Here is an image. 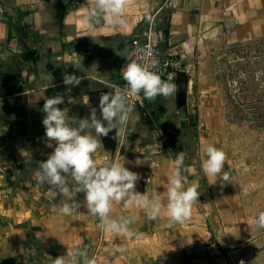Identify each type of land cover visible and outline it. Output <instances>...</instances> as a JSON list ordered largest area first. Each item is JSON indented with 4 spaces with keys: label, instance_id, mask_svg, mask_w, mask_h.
I'll list each match as a JSON object with an SVG mask.
<instances>
[{
    "label": "crops",
    "instance_id": "0c3cea01",
    "mask_svg": "<svg viewBox=\"0 0 264 264\" xmlns=\"http://www.w3.org/2000/svg\"><path fill=\"white\" fill-rule=\"evenodd\" d=\"M150 25L175 62L162 81L176 91L142 95L125 136L100 137L93 155L97 166L118 162L138 173L135 191L162 204L151 219L135 203L112 201L107 221L126 227V236L105 230L71 173H62L67 196L38 183L39 163L55 148L41 109L61 95L72 127L92 109L99 119L100 96L112 94L119 62ZM177 72L188 78L185 96ZM239 105L264 106V0H127L120 14L97 0H0V264H264V229L239 194ZM208 145L225 151L229 181L203 173ZM179 153L185 187L198 185L201 194L191 217L173 223L169 174Z\"/></svg>",
    "mask_w": 264,
    "mask_h": 264
},
{
    "label": "clouds",
    "instance_id": "9594fccd",
    "mask_svg": "<svg viewBox=\"0 0 264 264\" xmlns=\"http://www.w3.org/2000/svg\"><path fill=\"white\" fill-rule=\"evenodd\" d=\"M126 2L127 0H97V5L104 12L120 14ZM156 66L157 62L153 64V67ZM123 79L128 86L126 91L101 95L98 104L100 118H96V109H92L87 118L81 119L78 127L69 124L65 112L59 107L63 103L61 95H54L44 101L41 109L44 113L41 121L44 136L49 146L55 142V148L45 161L39 163L37 180L39 184L47 182L60 187L61 192L67 196L70 193L67 187H63L65 177L62 173H71L78 185L76 191L85 193L89 211L98 215L107 225L105 230L131 236L132 233L126 227H121L116 221H107L111 202L124 201L125 207L135 203L147 210L151 219L159 216L162 204L158 199H149L147 193L135 191L136 182L140 179L138 173L118 162L97 166L93 155L102 147L100 137H108L110 132H114L113 139L122 138L127 124L134 122L129 97L138 96L141 92L149 100L158 95L169 97L175 93L176 85L162 81L156 72L148 71L136 62H129L123 68ZM64 82L66 85L75 83L73 77H65ZM203 152L206 157L202 164L203 173L209 177L219 175L222 181H229L230 173L224 171L227 162L225 151L208 145ZM103 159L107 161L109 158L105 156ZM184 159V153L177 154L173 170L169 174L167 210L170 222L173 223H184L191 217L193 204L201 194L198 192V185L185 187L186 180L182 175ZM62 211L70 214L73 209L65 204ZM257 223L264 228V212L259 214ZM54 264H64L63 258H57Z\"/></svg>",
    "mask_w": 264,
    "mask_h": 264
},
{
    "label": "rangeland",
    "instance_id": "374dc122",
    "mask_svg": "<svg viewBox=\"0 0 264 264\" xmlns=\"http://www.w3.org/2000/svg\"><path fill=\"white\" fill-rule=\"evenodd\" d=\"M232 116L244 137L239 144V194L245 211L258 219L264 212V106H235Z\"/></svg>",
    "mask_w": 264,
    "mask_h": 264
},
{
    "label": "built area",
    "instance_id": "2783aa9c",
    "mask_svg": "<svg viewBox=\"0 0 264 264\" xmlns=\"http://www.w3.org/2000/svg\"><path fill=\"white\" fill-rule=\"evenodd\" d=\"M160 43L161 35L152 25L147 28V31L141 37L132 40L128 55L118 64V82L112 86L111 93L126 91L128 86L123 79V68L129 62L139 63L146 70L156 72L162 80L169 77L175 69V62L162 53ZM156 62L157 66L153 67ZM142 95L143 92L138 96L129 97L130 103L141 102Z\"/></svg>",
    "mask_w": 264,
    "mask_h": 264
},
{
    "label": "water",
    "instance_id": "95a60500",
    "mask_svg": "<svg viewBox=\"0 0 264 264\" xmlns=\"http://www.w3.org/2000/svg\"><path fill=\"white\" fill-rule=\"evenodd\" d=\"M177 76L182 80V95L185 96L186 86H187V76L183 72H177Z\"/></svg>",
    "mask_w": 264,
    "mask_h": 264
}]
</instances>
